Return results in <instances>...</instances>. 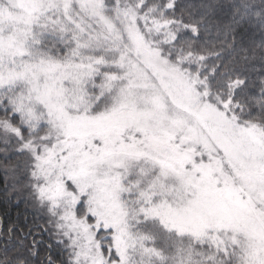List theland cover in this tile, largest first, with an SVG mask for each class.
Returning a JSON list of instances; mask_svg holds the SVG:
<instances>
[{"label":"rangeland","instance_id":"374dc122","mask_svg":"<svg viewBox=\"0 0 264 264\" xmlns=\"http://www.w3.org/2000/svg\"><path fill=\"white\" fill-rule=\"evenodd\" d=\"M107 1L0 0V89L27 128L0 117V137L28 148L35 204L71 264H139L169 234L209 249L190 264H264L263 126L206 99V78L184 66L201 58H171L175 0ZM74 6L91 33L70 57L42 54L56 13L72 21ZM142 202L157 230L138 240Z\"/></svg>","mask_w":264,"mask_h":264},{"label":"trees","instance_id":"16d2710c","mask_svg":"<svg viewBox=\"0 0 264 264\" xmlns=\"http://www.w3.org/2000/svg\"><path fill=\"white\" fill-rule=\"evenodd\" d=\"M117 2L108 0L105 11L115 8ZM77 9L74 6L72 21L65 11L56 13L59 31L50 30L41 40L42 54L47 52L54 59L70 57L79 46L78 40L91 33L90 27V32L86 30V21L78 19ZM165 16L178 28L175 41L169 45L171 58H201L186 61L184 66L206 78L210 88L206 99L218 106L230 99L238 121L258 123L264 128V0H175ZM105 78L104 70L94 84H101ZM98 92V87L92 88L89 96ZM13 102L11 87H2L0 117L26 131ZM27 149L10 137H0V264H71L69 249L56 238L52 221L33 199ZM139 204L134 222L142 236L136 230L134 233L141 240L148 224L150 231L157 228L154 219L147 220L140 214L147 205ZM167 237L161 248L163 239L153 236L148 256L139 254L137 262L144 264L149 259L148 264H157L162 259L164 264H187L195 256L202 258L209 253V249L200 250L201 240L185 239L179 234ZM182 241L189 250L178 248Z\"/></svg>","mask_w":264,"mask_h":264}]
</instances>
